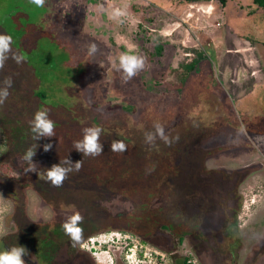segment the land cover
Instances as JSON below:
<instances>
[{
	"label": "rangeland",
	"instance_id": "374dc122",
	"mask_svg": "<svg viewBox=\"0 0 264 264\" xmlns=\"http://www.w3.org/2000/svg\"><path fill=\"white\" fill-rule=\"evenodd\" d=\"M237 1L241 3L246 0H65L57 12L59 16H65L66 20L69 18L72 22L76 21L77 26L88 32V56L85 62L95 67L96 71L86 76L81 94L86 96L85 100L88 99L91 109L109 114L118 112L122 106L138 119L149 108L162 117L173 116L176 121L183 112H201L213 100L219 99L222 100L221 104L229 105L241 129L237 130L225 125L223 120H218L215 123L217 126L210 133H198L202 137L201 147H188L189 141L184 138L179 142H182L183 147L177 148L174 153L166 147L167 156L174 164L173 170L163 174V178L157 182L168 186L171 180L173 185L169 187L173 193L175 211L181 207L188 214L202 210L205 204V210H218L217 201L224 194H229L231 185L236 181L237 194L241 199L238 222L244 229L245 240L251 241L264 230V153L254 147L246 149L238 146L242 145L244 137H248L250 132L249 119L245 117L258 114L260 120L264 118L263 108H258L256 114L255 110L251 112L257 105L262 107L264 101L259 102L252 95L238 97L248 93L252 76L258 77L264 72V44L256 43L255 54L247 59V62L254 60V63L250 62L249 65L246 62L245 66V57L237 55L238 46L232 40L235 31L231 29L235 21L240 23L243 31H249L250 22L239 14ZM47 7L51 9L50 4ZM116 8L126 11V16L121 18L123 22L109 18ZM40 11L41 8L30 4L29 0H0V34L10 35L16 47H19L18 37H27L24 42L31 48L35 47L30 62L44 65L56 62L55 58L62 52L53 48L50 39L44 34L36 40L30 38L28 21L37 22L41 18ZM227 12L231 13L225 19ZM36 24L44 25V22L42 20V23ZM92 35L97 36L99 41V48L96 47L94 52L90 51ZM155 44L161 45L158 53L154 52ZM24 50L25 47L22 53H26ZM198 52L202 59L198 58ZM125 53L146 58L145 69L128 82H124L123 73L113 67L114 62L118 67L119 56ZM12 54H15L13 47ZM63 56L62 61L57 59V65L61 64V67L54 68L52 73L57 77L55 80L65 85L61 88L60 83H52L42 104L54 106V109L47 108L50 109L49 118L55 124L60 121V125H63L59 126L60 130L66 134L78 125V118L81 117L78 114L80 106L75 100V88L71 86L87 72V68L76 65L66 53ZM26 74L27 70L23 66L18 67L12 58L0 70V87L9 77L13 81L9 88L10 95L3 103L7 107L0 105V252L16 244L22 245L29 253L24 257L33 264H43L41 254L54 247L52 244H43L44 238L50 236L46 233L52 231V223H64L76 211L84 217L83 235L92 223L97 227L90 226L91 231L110 229L100 232H107V238H113L114 241L100 247L97 254L93 255L87 250H81L76 244L69 247L63 244L62 239H56L57 235H52L57 246L49 264H125L123 251L128 240L121 237L117 239V236L127 235L129 237L124 238H130L131 242H135L137 237L119 228H131L137 234H147L146 239L151 244L164 249L174 244L177 239L174 229L163 226L168 223L163 218L170 208L164 194L160 198L155 196V212L146 217L153 221L147 224L143 223V218H139L144 215L128 218L126 212L137 206L112 187L109 189L112 195L108 198L107 190L103 189V193H99L98 188L95 189L94 197L88 185L78 186L73 180L67 179L62 186L66 204L62 208L50 203L54 194L49 186H41L42 182L39 181L38 185L30 179L32 186L27 184L28 187H24L25 183L19 174V158L6 150V144L7 131L11 132L13 126L11 123L21 114L20 117L24 118L25 114L19 111L20 115H14L8 110L12 94L18 100H15V105L24 103L27 107L28 120H32L37 111L44 109L38 108V100L33 95L38 85L33 80L31 84L26 82L29 81ZM156 81H165L167 84L155 86ZM221 85L224 89L220 88ZM204 87L208 88L207 94L210 95L202 91ZM254 88L261 89L260 85ZM164 133L167 132L164 130ZM22 136L28 138L30 147L40 145L42 140L35 141L31 131ZM219 141L221 146H229V149L218 151L216 147ZM253 166L258 167L253 169ZM45 182L50 184L47 180ZM152 182L155 184V181ZM150 189L145 190L143 195H151ZM81 194L87 199L84 201L86 205L78 208L74 204L70 206L68 201H77L75 197H81ZM141 206L142 209H148L146 205ZM88 220L91 222L88 223ZM127 223H131L130 227H126ZM177 247L178 254H182V249L187 245L182 243Z\"/></svg>",
	"mask_w": 264,
	"mask_h": 264
},
{
	"label": "trees",
	"instance_id": "16d2710c",
	"mask_svg": "<svg viewBox=\"0 0 264 264\" xmlns=\"http://www.w3.org/2000/svg\"><path fill=\"white\" fill-rule=\"evenodd\" d=\"M64 1L65 0H46V3L44 5L45 8H41L40 11V17L42 18L44 25L36 24L39 22L42 23L41 18H39L37 22L28 21L27 28L29 29L31 39L36 40L37 37H41L44 34L46 35L45 37L48 40L50 39L49 41L52 43L53 48H56L58 52L59 50H61L62 53L57 55V59L62 61V58L66 57V55L63 56V53H66L68 55L67 57H70L71 60H74L76 62V65H79L81 68H87V72H85L80 78H78L71 86L72 88H75V100L77 102V105L80 106L78 114H80L81 117L78 118V125L71 128V132H66V134H64L60 130L59 126L63 127V125H60L61 122L59 121V124H55V136L42 138L41 141L38 140L40 141V145L37 146L36 154L33 157V162L35 165H32L23 159V156L26 150L30 148L31 143L29 142L28 138H22V135L25 132L27 133V135L29 134V122L31 120L27 119L29 116H27L28 112L26 110L27 107L25 106V104L20 103L18 106L15 105V100H18L16 96L14 97V94H12L13 96H11L12 98L10 100V103L8 102L11 107L8 110H10L14 115H20L22 111L25 114L23 115L24 118L20 117L22 115L21 114L15 121L11 123L13 126L11 128V132L7 131L6 150H8L9 153L13 155L15 154L14 156L19 158L17 159L20 163L19 174L22 177V181H24L25 183L24 187L32 186L30 179L35 180L36 184H38V182L40 181L43 183V185L41 186H44L46 188H48L49 186L51 188V192H53L54 194V196L50 198V203L60 208L65 207L66 204L63 196L65 192L63 188L53 187L51 184H47L45 182L46 179L42 177L45 176L47 168H50L52 165L62 162L66 157H68L73 162L77 160L83 161V167L80 169V171L72 172L68 176V179L73 180L74 184L78 186L88 185L90 190H92L93 195L96 191L95 189L98 188L99 193H103V189H105L107 190V198L108 196L112 195L109 192V189L112 187L117 193H120L126 198H129L130 201H134V205L138 208L135 207L134 210L127 211L126 213L128 218L133 216L134 218H138V215H144L143 217H139L143 218V223L146 222L148 224L149 222L153 221V219L147 220L146 217L152 216L155 212V210H153V203H155L156 200L155 196L158 195L160 198V196H163L164 194L165 198H168V200H165V202L168 201L170 208L168 212H166L167 214L163 219L168 222L170 220H173L174 218H177L178 220H190L189 217H193L190 214H186L185 212H183L181 207L179 211H175L176 205L174 204L173 197L171 196L173 194L172 190L169 187L173 185L171 183V180H169L168 186L164 183L163 185H160L158 184L159 182H157L163 178V174H168L169 172H171V170H173L172 168L174 164L171 163L170 158H168V153L167 151H165V148L168 147L169 150L174 153L177 148L183 147L182 142L179 143L181 141V138H184L185 141H189L190 146L187 145L188 147H191L193 149L201 147L202 145L200 141L202 140V137L198 133H210V130L214 129L217 126V124L215 125V123L218 120H223L225 125L240 130L241 127L236 119L235 114L232 113L228 104H221L222 100L219 99L211 101L213 103H207V108H203L201 112L191 111L185 113L182 111V116L179 117L176 121H174L173 116H168L167 118L166 116L162 117L151 108V110H149V108L146 109L138 119L133 113L129 112L128 108L122 106L121 108H119L118 112H110L109 114L91 109V106L89 105V103H87L88 99L85 100L86 96H82L81 94V89L84 88L85 85L86 76L96 71L95 67H93L90 63L85 62L88 56V32L77 26L76 21L72 22V20L69 18L68 20H66L64 18L65 16H59L57 10L60 9L61 4ZM184 1L191 2L196 0ZM55 3H57V5ZM48 4H50L51 9L47 7ZM236 4L239 8V13L244 11V13L247 14L257 9H264V0H246L241 3L237 1ZM96 37L97 36L92 35L91 45H95V48H99V41ZM26 38L18 37L17 41L20 48L16 47L12 40V47L15 54H22L25 57V60L22 63L17 64V66H23L24 69L27 70L26 76L29 81L26 82H29L31 84L33 80V83L38 85L37 89L33 90V95L37 98L39 103L38 108L54 109L53 105L48 103L42 104V102L45 101L48 87L51 86L52 83L58 82L60 83L59 87H64L65 83L60 82L59 80H55L57 77H55L54 73H52L54 68L58 69L59 66L61 67V64L57 65V63L59 62L56 58V62L49 64L42 65V63H31L30 55L33 51H35V47H33L34 49L29 47V45L24 42ZM23 47H25L24 51L26 53H22ZM154 49V52L158 53L159 51H161V45L155 44ZM197 56L200 58L202 55L198 52ZM23 79H25V77ZM162 84L165 85L167 83L165 81L160 83L159 81L155 82V86ZM204 88L203 90H201L204 91L205 94L209 93L208 88ZM143 89L149 90L147 88ZM206 96H204V100H206ZM3 107L6 108L7 106L3 105ZM47 110L49 111L50 109ZM19 111H21V113ZM51 111L53 113L52 109ZM212 115L214 116L213 118ZM54 119L58 118L55 117ZM157 124L167 132L165 135H167L169 139L172 140V143L170 145L165 144L159 136H157L153 144L145 142V134L149 132L155 133V125ZM92 126H98L103 130L100 137L101 142L103 143V153L96 157L83 156L73 148V145L76 141L82 139L84 129ZM174 133L175 135H173ZM22 140H24L25 142L21 143ZM114 140L123 141L127 145V151L123 153L112 152L110 150V144ZM46 143H50L52 145V148L49 151H44L43 149V145ZM14 148H18V150H14ZM32 166L36 168V172H25L26 168ZM152 181H155V184H153ZM73 182L71 184H73ZM92 187L93 189H91ZM148 189H150L149 191H151L152 194L149 196H144L143 192L145 190L148 191ZM162 189L165 190L161 191ZM148 197H152V199L150 200ZM75 198H77V201H68L71 204L70 206H73L72 204H74V206L78 208L86 205L87 202L84 201H86L87 199L84 197V195L81 194V197ZM141 205H146L148 209H142ZM22 211L23 210L21 209V212ZM90 222L91 221L88 220V223ZM127 222L131 221L128 220ZM62 224L63 223L53 222V226L51 228L52 231H50V233H46L50 236L47 235L44 238L45 242L43 244H52L54 247H52L53 250L51 248L49 250H45L41 254L43 264H49L51 262L53 254L55 252V248L57 246L56 242H54V239L52 238V235H57L58 238L56 239H58L59 241L60 239H62L63 244H67L69 247L71 246V244H73L70 241L69 237L65 235ZM130 224L131 223H127L126 227H130ZM44 226L46 227V225ZM90 226L97 227L92 223ZM90 226H88V231H85V234L82 236L81 241L76 245L80 246V243L85 238H87L88 235L100 231L110 230L105 229L91 231V229H89ZM163 226L164 228H169L171 225H168V223H166ZM174 227L181 228L182 225L176 223L174 224ZM130 229L131 228H119L118 230L130 231L131 233H135Z\"/></svg>",
	"mask_w": 264,
	"mask_h": 264
},
{
	"label": "flooded vegetation",
	"instance_id": "af4514ba",
	"mask_svg": "<svg viewBox=\"0 0 264 264\" xmlns=\"http://www.w3.org/2000/svg\"><path fill=\"white\" fill-rule=\"evenodd\" d=\"M228 13L231 12L226 13L225 19ZM239 14L250 22L249 31H243L239 26L240 23L234 21L231 31H235V33H233L232 40L238 46L237 53H239L237 55L245 57V66H247L248 63L250 65V62L254 63V60L247 62V59L250 55L253 56L255 54L257 50L256 43L264 44V9H257L247 14L243 11ZM226 27L230 29L228 26ZM200 58L202 59V56ZM199 63L201 64V62ZM261 73V76L257 77L254 75L251 77L252 83L250 84V89L247 88L249 90L248 93L238 98L252 95L257 101H264V89H262L264 87V72ZM257 85H260L261 89H255L254 87ZM220 88L224 89L222 85ZM261 106H255L251 112L255 110L254 114H256L258 108H263L264 110V103ZM245 118L249 119L250 132H248V137L243 133L245 137L242 145H239L240 147L238 146V148L252 149L254 147L258 152L264 153V118L260 120L258 114L256 116H246ZM220 144L221 142L219 141L218 147H216L218 151L224 152L229 149V146H221ZM257 167L253 166V169ZM236 187L235 181V184L230 187L229 194H224L220 198L221 200L217 201L216 207H218V210H211L212 208L205 210L207 206L205 204L202 205V210L198 209L195 212L188 213L193 217H189L190 220H178L177 218L170 220L168 222V225H171L169 229H174L173 232L177 239L168 249L151 244L146 239L147 234H133L143 243L166 253L174 261V264H264V230L260 235L255 236L253 240H245L244 229L238 222L241 199L237 194ZM171 196L173 197V194ZM176 223L181 224L182 227H178L179 229L174 228ZM182 243L187 245V247L182 249V254H178L177 246ZM23 258L26 264H33L28 258ZM64 264L73 263L65 262Z\"/></svg>",
	"mask_w": 264,
	"mask_h": 264
},
{
	"label": "clouds",
	"instance_id": "9594fccd",
	"mask_svg": "<svg viewBox=\"0 0 264 264\" xmlns=\"http://www.w3.org/2000/svg\"><path fill=\"white\" fill-rule=\"evenodd\" d=\"M30 4L37 8L44 7L46 0H29ZM127 5H125V8ZM126 11L116 8L114 9L109 18L116 20L117 22H123L122 17L126 16ZM90 51H95V45L90 46ZM12 37L7 34H0V70L3 69L6 61L9 58L15 60L17 64L22 63L25 60L22 54H12ZM146 58L140 55H129L121 54L118 60V67L114 62L113 67L117 71L123 73V81L128 82L133 77H135L140 71L145 69ZM12 79L9 77L4 81L3 87H0V105L7 100L9 93V88L12 86ZM30 131L33 134V139L35 141L41 138L53 137L55 136V122L49 118L48 110L42 109L34 114V117L29 122ZM102 128L98 126H92L84 129L83 137L74 143L73 148L81 153L83 156L96 157L103 153V143L101 142ZM159 136L165 144L170 145L172 140L165 135L163 128L160 125H155V133L149 132L145 134V142L153 144ZM178 139V137H177ZM37 145L30 147L26 150L23 159L32 165L33 157L36 154ZM52 148L50 143L43 145L44 151H49ZM110 150L116 153H123L127 151V145L121 140H114L110 144ZM83 167V161L77 160L75 162L71 161L66 157L62 162L52 165L47 168L44 179H46L53 187H62L65 180L72 172H78ZM25 172H36L34 166L26 168ZM84 217L83 215L76 211L66 218L62 224L63 231L66 236L69 237L73 245L79 243L83 236V225ZM28 250L22 245L16 244L11 248H6L4 251L0 252V264H26L24 256H27Z\"/></svg>",
	"mask_w": 264,
	"mask_h": 264
},
{
	"label": "built area",
	"instance_id": "2783aa9c",
	"mask_svg": "<svg viewBox=\"0 0 264 264\" xmlns=\"http://www.w3.org/2000/svg\"><path fill=\"white\" fill-rule=\"evenodd\" d=\"M121 231V230H120ZM131 233V232H129ZM107 232H97L88 235L80 243V249L87 250L89 253L96 255L100 247L113 242V238H107ZM131 235L135 234L131 233ZM127 239L123 251V260L125 264H174V261L164 252L152 248L151 246L143 243L138 237L135 242H131L129 236H117V239Z\"/></svg>",
	"mask_w": 264,
	"mask_h": 264
}]
</instances>
